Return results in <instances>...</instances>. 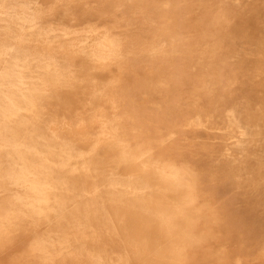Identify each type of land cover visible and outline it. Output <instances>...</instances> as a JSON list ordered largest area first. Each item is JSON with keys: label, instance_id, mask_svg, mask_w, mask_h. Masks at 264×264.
Here are the masks:
<instances>
[{"label": "rangeland", "instance_id": "obj_1", "mask_svg": "<svg viewBox=\"0 0 264 264\" xmlns=\"http://www.w3.org/2000/svg\"><path fill=\"white\" fill-rule=\"evenodd\" d=\"M60 13L73 17L50 23ZM2 28L18 39L3 50V89L28 91V66L43 81V56L51 59L48 66H69L67 78H76L61 85L68 94L52 91L57 81L43 87L38 105L42 116L54 117L48 127L61 134L65 163L79 153L92 159L87 181L58 196L74 198L73 218L85 225L78 228H98L88 214L112 196L138 198L125 185L127 176L142 170L157 186L156 170L170 177V186L156 189L169 205L191 199L181 233L196 238L195 264H213L202 263L204 257L225 247L234 264L258 261L264 247V0H21L0 6ZM13 45L21 58L10 54ZM82 61L87 69H80ZM20 97L10 102L34 123L40 110L31 111ZM175 167L191 192L170 175ZM7 192L16 194V183L0 187V200Z\"/></svg>", "mask_w": 264, "mask_h": 264}, {"label": "bare ground", "instance_id": "obj_2", "mask_svg": "<svg viewBox=\"0 0 264 264\" xmlns=\"http://www.w3.org/2000/svg\"><path fill=\"white\" fill-rule=\"evenodd\" d=\"M20 1L0 0V6L8 7ZM51 2L40 0L45 4ZM72 17L56 14L53 17L55 20L52 19L50 23L62 24ZM2 32L3 28L0 29V69L8 60L3 50L9 41L13 40L12 44L18 41L17 35L9 37ZM15 49L16 45H13L10 54L15 59L21 58L22 53ZM50 62L49 57H40L38 66L45 69L43 81L34 75L36 66L27 67L24 73L29 78L28 91L23 88L12 91L3 89L6 78L0 70V187L8 188V184L14 182L17 193L21 190L20 195L7 192L0 200V264H195V256H191V252L194 247L197 249L196 238L193 232L181 233L191 217V199L189 202L186 198L178 201V208L169 205L156 189L157 186H170V177L156 170L152 171L155 176L153 181L158 177L157 186L151 185L152 180L142 170L126 177L125 185L130 191L135 190L140 194L135 201L129 202L131 197L125 194L128 201L112 196L109 203L100 209H91L89 214L81 209V213L88 214L92 221L101 225L91 232L78 228L85 229V225L73 218L74 198L67 193H63V199L58 198L59 192L66 187H78L81 185L79 183L87 181L94 169L92 159L83 158L84 154L80 153L76 154L71 164L65 163V152L58 147L61 134L48 127V124H53L54 117L41 115L38 100L46 94L43 87L57 81L60 85L53 83L56 87L51 85L52 91L68 94L66 88L61 90V85L71 86L77 82L75 77L67 78L69 66L60 63L48 66ZM87 66L82 61L79 67L82 70ZM21 95L31 111L40 110L34 123L30 122L29 117L19 114L17 106L10 102V97ZM44 107L52 110L48 104ZM65 174H68L67 178ZM170 175L177 176L179 181L176 182L187 185L191 192L186 177L176 167ZM75 206L82 205L76 202ZM118 210L121 216H115ZM32 229L36 231L35 234H29ZM231 250L225 247L217 256H205L202 263L234 264L230 260ZM256 253V263L242 264H264V247Z\"/></svg>", "mask_w": 264, "mask_h": 264}]
</instances>
